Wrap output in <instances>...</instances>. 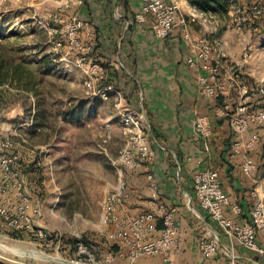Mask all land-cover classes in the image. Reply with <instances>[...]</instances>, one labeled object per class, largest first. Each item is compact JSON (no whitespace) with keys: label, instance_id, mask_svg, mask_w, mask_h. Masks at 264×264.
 Instances as JSON below:
<instances>
[{"label":"rangeland","instance_id":"rangeland-1","mask_svg":"<svg viewBox=\"0 0 264 264\" xmlns=\"http://www.w3.org/2000/svg\"><path fill=\"white\" fill-rule=\"evenodd\" d=\"M71 5L67 0H0V138L21 145V164L40 163L42 225L53 235H64L67 247L73 246L71 252L61 249L57 255L24 235L15 238L0 231V243L18 250L0 247V262L63 264L60 257L75 264L69 262L74 239L90 243L99 257L112 243L104 204L120 181L121 170L113 164L125 139L116 109L119 93L139 111L121 85L109 80L110 64L105 67L93 52L92 63L106 71L100 77L88 72L91 56L79 65L80 52L63 34L68 20L79 19ZM207 11L211 17L202 35L223 44L227 60L249 83L264 84V0H220ZM230 36H246L239 58L226 52L222 41ZM89 83L95 94L87 93ZM108 84L113 89L104 96ZM106 135L110 139L105 146ZM132 185L129 181L134 189Z\"/></svg>","mask_w":264,"mask_h":264},{"label":"built area","instance_id":"built-area-1","mask_svg":"<svg viewBox=\"0 0 264 264\" xmlns=\"http://www.w3.org/2000/svg\"><path fill=\"white\" fill-rule=\"evenodd\" d=\"M142 11L136 15V20L144 22L151 15L155 20L154 33L159 38H167L175 28L183 29V38L192 49L187 62L191 67L203 71L198 77L199 91L204 96L221 99V105L216 110V117L226 119L237 138L231 150L239 153L244 150L249 155L241 165L242 172L251 178L257 177L258 165L251 156L260 142L258 134L250 139L244 135L251 127L264 130V84H251L245 79L237 65L227 60L223 44L210 37L195 34L190 30L194 24L206 27L210 11L197 9L194 13L184 14L179 0H142ZM91 23L87 20L73 18L65 24L63 34L68 35L70 47L80 52L79 65H85L90 57L88 72L96 77L105 75L106 71L99 63H92L93 46L83 45L80 33L91 34ZM241 30V25L237 26ZM85 44V43H84ZM92 83L88 85V94H95ZM108 84L102 92L112 90ZM116 109L122 121L124 146L119 157L113 164L121 170L119 186L105 200L104 221L112 228L111 246L99 257L90 243L78 239L74 246V258L69 262L75 264H115L118 258H125L134 263L143 256L160 255L165 263L172 261L173 254L179 248L180 226L176 215L178 207L170 206L159 197V185L154 174L149 170L154 158V151L147 131L150 123L145 121L143 112L136 113L131 109L123 94L116 99ZM195 129L205 141L212 131L207 117L196 119ZM110 136L106 135L103 145L108 144ZM21 145L14 143L9 137L0 138V231L11 237L24 235L34 240L45 249H54L57 255L64 249V235H53L42 225L44 216L42 195L31 180L30 174L21 164ZM38 166L40 163L37 162ZM145 167L148 178V204L137 213L129 212L127 200L130 197L128 181L124 169H139ZM194 194L199 206L210 219L225 233L229 241L237 240L243 247L264 253V245L257 241L259 234L264 238V196L254 191L255 204L250 211L251 220L241 223L229 214L241 215L239 204L231 202L223 188L220 173L211 168L199 169L193 177ZM201 253L206 258H212L222 249L235 264L237 255L232 246H226L220 236L207 232L199 241ZM68 252V250H66ZM32 257V256H31ZM35 258V257H34ZM37 259V258H35ZM42 260V259H41ZM48 261V260H44ZM52 261V260H51ZM39 260H12L11 263L0 264H42ZM56 264H61L53 260ZM190 264V263H185Z\"/></svg>","mask_w":264,"mask_h":264},{"label":"crops","instance_id":"crops-1","mask_svg":"<svg viewBox=\"0 0 264 264\" xmlns=\"http://www.w3.org/2000/svg\"><path fill=\"white\" fill-rule=\"evenodd\" d=\"M69 1L72 14L89 21L92 26L91 34L81 33L85 38L82 41L94 46L97 60L105 62L108 59L127 99L139 106L138 111H142L145 121L150 123L147 133L154 158L149 170L158 181L160 199L178 207L179 248L170 263H165L160 255H153L140 257L134 263L118 258L115 264H231L222 249L212 258L203 256L199 241L207 232L220 236L224 245L234 248L235 264H264V253L249 250L237 240L229 241L199 206L193 183L199 169L217 170L231 202L242 208L239 216L230 209L229 214L241 223L250 221V211L257 199L253 192L264 196V130L251 127L244 135L245 139L255 134L260 136L259 144L251 153L258 165L257 177L253 179L241 170L249 154L244 150L239 153L231 150L238 138L228 120L216 117L221 99L204 96L199 91L198 77L203 71L187 62L193 54L183 38L182 28L173 29L167 38L157 37L154 33L156 23L151 15L144 22L136 20V15L142 11V0ZM179 3L184 14L200 9L188 0H179ZM206 29L208 24L190 27L195 34H203ZM242 39L246 36L223 38L227 54L234 59L241 54ZM200 116L207 117L210 122L212 134L208 149L195 129ZM126 170V180L134 188L128 187L130 197L126 207L130 213L137 214L148 204V170L145 167ZM257 241L264 245L261 234Z\"/></svg>","mask_w":264,"mask_h":264},{"label":"trees","instance_id":"trees-1","mask_svg":"<svg viewBox=\"0 0 264 264\" xmlns=\"http://www.w3.org/2000/svg\"><path fill=\"white\" fill-rule=\"evenodd\" d=\"M193 6H196L197 8H200V9H204V10H209L211 5L214 3V2H217V1H220V0H188ZM94 53H95V49H94ZM110 63L108 62V59L106 58V61L104 63V66L105 67H109ZM113 68V67H112ZM117 72H115L114 69H111V73H110V76L109 80H111V82H115V84H119L120 85V82L117 81ZM136 89V88H135ZM133 107L134 108H137V110H139V106H137L136 104H133ZM24 169L30 174V177H31V180L35 183L36 185V188L37 190L39 191V186H38V183L40 184V171L38 170L39 166L36 163L34 164H25L23 165ZM40 193V192H39ZM18 236H21V235H18ZM65 238V236H64ZM75 243L78 241V239H74ZM64 243H65V239H64ZM75 246V244H74ZM66 244L64 246V249L68 250L69 252H71V250L73 249L71 245H69L67 248H66ZM74 254V253H73Z\"/></svg>","mask_w":264,"mask_h":264},{"label":"bare ground","instance_id":"bare-ground-1","mask_svg":"<svg viewBox=\"0 0 264 264\" xmlns=\"http://www.w3.org/2000/svg\"><path fill=\"white\" fill-rule=\"evenodd\" d=\"M0 247H1L2 249L6 250V251H12V252L14 251V252H18L17 249L9 248L7 245L2 244V243H0ZM37 254H40V253H37ZM58 260L62 261L63 264H70V263H66V262H64L60 257L58 258Z\"/></svg>","mask_w":264,"mask_h":264}]
</instances>
